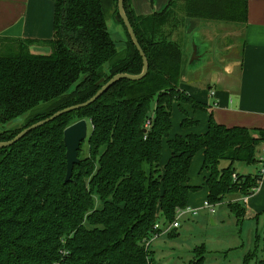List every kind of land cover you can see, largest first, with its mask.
Masks as SVG:
<instances>
[{
	"label": "trees",
	"instance_id": "trees-1",
	"mask_svg": "<svg viewBox=\"0 0 264 264\" xmlns=\"http://www.w3.org/2000/svg\"><path fill=\"white\" fill-rule=\"evenodd\" d=\"M117 1L53 0V34L43 41L49 54L31 53L32 40H0V125L23 116L20 125L0 130V141L86 101L117 73L141 72V56L122 20L117 19L125 34L121 49L108 32L106 19L118 16ZM179 1L181 16L174 10ZM123 7L146 56V74L119 79L93 103L0 147V264H169L155 261L142 241L156 222H171L176 209L186 207L189 192L199 188L188 183L198 151L209 204L223 202L229 193L251 195L259 185L258 173L241 174L234 163L258 162L263 128L227 127L209 113L203 132L169 137L174 102L207 110L179 88L183 51L173 34L187 16L244 22L246 0H169L147 17L135 15L130 0ZM147 118L151 126L145 132ZM80 119L90 131L65 183L63 130ZM194 124L188 116L180 122ZM163 139L169 155L160 167ZM223 160L228 163L221 167ZM227 205L238 221L244 217L239 202ZM194 253L187 264H204L203 245ZM252 254L247 252L244 262Z\"/></svg>",
	"mask_w": 264,
	"mask_h": 264
},
{
	"label": "crops",
	"instance_id": "crops-1",
	"mask_svg": "<svg viewBox=\"0 0 264 264\" xmlns=\"http://www.w3.org/2000/svg\"><path fill=\"white\" fill-rule=\"evenodd\" d=\"M168 1L130 0V7L135 15L147 17L161 12ZM181 3L174 8L179 16ZM53 15V0H0V40L25 38L33 41L31 53L49 54L50 46L43 41L52 37ZM172 38L183 51L180 89L206 104L217 123L264 129V0H246L244 22L184 17ZM192 45H196L194 55ZM255 156L264 158V141L256 146ZM239 163L234 167L241 173ZM260 168L256 162L252 171L241 174H254ZM231 195L224 201L239 202L244 217L264 214V177L251 195Z\"/></svg>",
	"mask_w": 264,
	"mask_h": 264
},
{
	"label": "rangeland",
	"instance_id": "rangeland-1",
	"mask_svg": "<svg viewBox=\"0 0 264 264\" xmlns=\"http://www.w3.org/2000/svg\"><path fill=\"white\" fill-rule=\"evenodd\" d=\"M106 24L116 47L121 49L124 42L119 33L121 32L119 31L120 25L113 16L107 17ZM153 111L154 100H151L148 115L152 116ZM209 113L207 110L194 109L184 102H174L171 108L169 137L202 132L207 125ZM185 116L197 120V124L182 127L180 122ZM22 118L23 116L17 117L13 124L20 125ZM82 149L83 155H86L87 145L84 144ZM201 154L202 152L198 151L191 160L188 183L199 185V188L189 192L186 204V207L199 209L196 214L185 213L180 216L179 226L172 230L176 235L169 236L163 233L151 242L150 249L154 260L169 264H187L198 255L194 253V248L203 245L204 264H264V214H258V217L245 216L238 221L230 211L226 199L213 206L214 212L203 207V201L207 199V187L203 183L204 171H201ZM167 158L168 147L166 139H163L160 167H163ZM225 162V160L221 161L222 165ZM239 165L238 170L241 173L254 169V164L239 163ZM231 194L237 193H229L226 195L227 198L232 197ZM228 202L237 201L229 200ZM100 205V202L96 201V206L100 207ZM247 252L253 254L247 262H244V255Z\"/></svg>",
	"mask_w": 264,
	"mask_h": 264
},
{
	"label": "water",
	"instance_id": "water-1",
	"mask_svg": "<svg viewBox=\"0 0 264 264\" xmlns=\"http://www.w3.org/2000/svg\"><path fill=\"white\" fill-rule=\"evenodd\" d=\"M123 2H124V0H118L117 1L118 13H119V16L122 19L127 31H128V34H129L133 44L135 45V47L137 48V50L141 56V59H142V70H141V72L138 74H129V73L121 72V73H117V74L113 75L107 82L102 84V86L86 101L78 103V104H74V105H71V106H68L65 108H62V109L54 112L50 116L27 126L26 128L22 129L20 132H18L13 138L6 140V141H0V147H5V146L11 145L12 143L16 142L18 139L23 137L30 130L35 129V128H37V127H39L45 123L52 121L53 119H55L59 115H62L63 113H67V112L85 107V106L93 103L105 90H107L117 80H119V79L139 80L146 74V72L148 70L147 59H146V56H145V54H144V52H143V50H142V48H141V46L137 40V37H136V35L133 31V28H132V26L128 20V17L124 11ZM109 34H110V32H109ZM110 36H111V34H110ZM111 39L115 44L114 38L112 36H111ZM192 46H193V54L192 55H194L195 51H196V49H195L196 45H192ZM99 82H97V83H99ZM15 119L16 118L11 119L8 122L4 123L3 126H0L2 128L1 130L6 129L10 125H12L14 123ZM87 134H88V123L85 119H80L78 121H75L74 123L68 125L63 130V143H64V146L66 148V152H65L66 173H65V177H64L65 183L71 179L73 166H74V164H77L79 161L78 152L80 149V144L82 141H84L86 139Z\"/></svg>",
	"mask_w": 264,
	"mask_h": 264
},
{
	"label": "built area",
	"instance_id": "built-area-1",
	"mask_svg": "<svg viewBox=\"0 0 264 264\" xmlns=\"http://www.w3.org/2000/svg\"><path fill=\"white\" fill-rule=\"evenodd\" d=\"M150 126H151V119L147 118L143 124L145 132L147 129L150 128ZM263 159L264 158H261V157L258 158V163L261 165V168L257 171V173L259 174L260 178L264 177V160ZM213 206L214 205L209 204L206 200L203 201V207L209 208L210 212H214ZM198 209L199 208H189V207L178 208V209H176L174 219L171 222H169L165 225H162L160 222H156L153 226V231L147 237H145L142 241L144 248L150 249L151 242L156 237H158L159 235H161L163 233L166 234L169 231L177 228L179 226L180 216H182L185 213L196 214ZM157 230H160V231H157Z\"/></svg>",
	"mask_w": 264,
	"mask_h": 264
},
{
	"label": "flooded vegetation",
	"instance_id": "flooded-vegetation-1",
	"mask_svg": "<svg viewBox=\"0 0 264 264\" xmlns=\"http://www.w3.org/2000/svg\"><path fill=\"white\" fill-rule=\"evenodd\" d=\"M117 19L122 20V19L120 18V16H119V13H118V16H115V21L118 23V25H120L121 29L123 30L121 24L118 22ZM122 22H123V21H122ZM123 34H124V30H123ZM124 36H125V34H124ZM115 47H116V44H115ZM116 49L119 50L117 47H116Z\"/></svg>",
	"mask_w": 264,
	"mask_h": 264
}]
</instances>
